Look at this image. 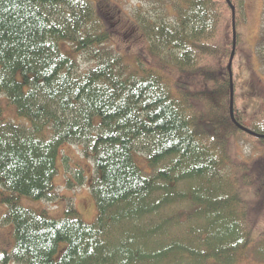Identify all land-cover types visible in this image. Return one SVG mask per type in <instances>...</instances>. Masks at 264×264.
Here are the masks:
<instances>
[{"label":"trees","instance_id":"1","mask_svg":"<svg viewBox=\"0 0 264 264\" xmlns=\"http://www.w3.org/2000/svg\"><path fill=\"white\" fill-rule=\"evenodd\" d=\"M150 1L154 16L140 10L125 23L112 19L116 7L89 0H0V94L28 122L0 117V201L7 208L0 221L13 225L15 241L0 251V264L264 262V232L249 239L264 210V164L231 147L240 136L264 147L256 137L264 136V109L249 118L237 108L228 69L242 41L245 1ZM130 28L145 44L135 64L114 42ZM256 49H264V37ZM78 57L90 62L83 70ZM178 73L189 77L190 91L173 84ZM66 144L92 162L91 224L69 204L54 219L17 203L20 196L55 198ZM73 170L70 189L85 179L83 169ZM251 187L254 202L246 198ZM60 244L66 247L55 260Z\"/></svg>","mask_w":264,"mask_h":264},{"label":"rangeland","instance_id":"2","mask_svg":"<svg viewBox=\"0 0 264 264\" xmlns=\"http://www.w3.org/2000/svg\"><path fill=\"white\" fill-rule=\"evenodd\" d=\"M89 1L94 6L99 4L103 7L105 5L107 7L110 5L116 7L119 11L117 15H113L112 19H116L118 16L119 18L123 17L125 23H130L129 17H133L134 14L140 10L141 12H148L149 16H154L156 14L153 9L154 4L150 0ZM244 1L245 15L247 19L246 23L237 28L240 33V40L242 41L232 62V72L234 75V90L236 93L235 104L243 114L251 118L256 112H260L261 109H264V101H262L264 100V59L262 57L264 49H260L261 51L256 49L260 38L264 37V0ZM115 4H117V6ZM121 13L122 16H120ZM111 26L112 24L110 25V33L112 34L113 28ZM114 36L117 37L116 35ZM114 42L119 55L124 56L131 64H135L137 58L136 54L138 53L142 55L145 47L142 38H137V35L134 34L132 28H130L128 36H119ZM142 57L145 62H150L147 55H143ZM89 63L83 58L78 57L77 65L79 70L85 69ZM188 79L189 77L178 73V76L173 75L171 81L173 84L176 83L179 88H182L184 91H190L187 85L190 81ZM190 85L191 90H195L197 87V79L195 78L194 81H191ZM0 117L13 124H19L25 127L28 125L27 120L16 113L15 107L8 103L6 96L3 94H0ZM251 140L257 142L256 138L252 137ZM231 147L233 148V151L240 153V156L243 155L242 157H244V160L256 161L257 167H261L262 164H264V147L261 148L256 143H253L252 141L250 142L249 139H246L243 136L237 137L231 142ZM61 149H63L61 156L65 157L64 154H66L68 157V163H62L60 159L57 160V175L53 181V186H55V198L51 202H48L43 199L34 200L32 198L20 196L16 197L17 203L19 207L30 211L32 210L37 213L44 211L49 218L54 219H62L64 211L67 208L66 206L69 204L76 208L77 213L84 224H91L97 217L96 206L94 205L92 195H90L89 191V184L93 178L92 162L91 160L86 159L83 155L81 156V153H79L80 148L78 146L66 144L62 146ZM134 161L137 163L141 171H147L146 161L142 155L139 156L135 153ZM74 166H79L83 169L85 179L83 186H75L70 189L66 186V179H71L72 184L76 183V178L73 174ZM255 177H259V173H256ZM256 181L257 180H255L253 186H255ZM260 183L263 184L262 182ZM253 189L254 187L249 188L248 193L246 194V198H248L250 202H254L255 198L253 197ZM6 209V206L0 201V220L7 213ZM257 220L258 222L255 224V227L252 230L253 232L249 238L250 241L255 239L258 234L264 232V210ZM14 243L13 225L3 224L2 221H0V251L9 252L13 248ZM65 247V244L59 245L58 252L54 256L55 260L59 259L64 253ZM236 264H264V262L254 261L249 257L239 260Z\"/></svg>","mask_w":264,"mask_h":264},{"label":"water","instance_id":"3","mask_svg":"<svg viewBox=\"0 0 264 264\" xmlns=\"http://www.w3.org/2000/svg\"><path fill=\"white\" fill-rule=\"evenodd\" d=\"M232 29H233V40H234V37H235V34H236V31H235V29H234V26H232ZM234 41H235V40H234ZM233 52H234V51H232L231 56H230V58H229V60H228V62H229L228 69H230V67H231V65H232ZM231 78H232V74L230 73V83H231ZM231 84H232V83H231ZM230 93H231V96H230V102H229V104H230V114H231V113H232V110H233V104H232V99H233L232 85H230ZM256 137H257V138H262V137H264V136L256 135Z\"/></svg>","mask_w":264,"mask_h":264}]
</instances>
